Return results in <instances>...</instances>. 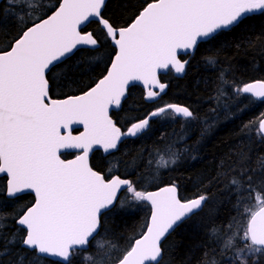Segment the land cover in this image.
I'll list each match as a JSON object with an SVG mask.
<instances>
[{"label": "snow or ice", "instance_id": "6c2138e0", "mask_svg": "<svg viewBox=\"0 0 264 264\" xmlns=\"http://www.w3.org/2000/svg\"><path fill=\"white\" fill-rule=\"evenodd\" d=\"M109 3L0 0V29L9 22L17 29L0 48V264H176L179 246L172 237L209 206L208 193L184 199L174 181L155 191L142 186L179 163L198 115L177 104L124 123L120 113L140 85L145 99L156 102L169 86L162 73L185 74L187 57L202 45L240 30L256 14L264 16V0H145L122 27L106 15ZM93 25L96 31H89ZM256 40H264V33ZM256 40L249 38L248 46ZM109 48L105 61L102 50ZM80 52L97 66L107 63L105 74L79 95L53 98V81L76 83L83 70L74 59ZM205 63L218 74L217 107L226 97L241 112L244 101L264 102V79L238 82L239 70L219 67L215 55ZM157 121L179 123L181 131L133 162L136 171L147 169L140 185L90 164L94 149L105 159L115 157L122 145L149 138ZM204 123L206 131L211 125ZM250 124L264 145V118L244 127ZM73 125L82 126L78 135ZM217 180L233 215L222 226L210 223L209 243L200 246L205 251L196 264H264V153L253 160L242 152L227 170L222 161ZM25 194L33 201L17 209ZM138 207L148 212L143 230L122 246L107 219ZM181 264H192L190 252Z\"/></svg>", "mask_w": 264, "mask_h": 264}, {"label": "trees", "instance_id": "16d2710c", "mask_svg": "<svg viewBox=\"0 0 264 264\" xmlns=\"http://www.w3.org/2000/svg\"><path fill=\"white\" fill-rule=\"evenodd\" d=\"M144 3L145 0H110L106 15L122 27ZM88 30L96 31V26L93 25ZM16 33L17 29L11 22L0 29V48L7 47L10 42L5 39L6 36L14 37ZM261 33H264V16L256 14V17L240 30L223 36L212 45H202L193 57L188 58L190 63L181 77H175L172 72L161 74V81L169 86L156 102L144 101L139 87L131 89L124 103V111L120 113L121 122L124 123L131 117H143L154 107L177 104L188 106L199 117L194 126L187 130L188 140L185 147L189 150L183 152L179 163L174 168L162 172L155 181L142 185L149 190L174 181L184 199H191L202 192L211 197L209 206L201 216L194 218L172 237L179 246L176 264H181L185 253L189 252L192 264H196L201 253L205 251L200 246L209 243L207 236L210 223L215 221L216 226H222L233 215L232 205L223 202L225 198L218 190L217 175L221 162L223 161L224 170H227L242 152L249 153L253 160L257 153H264V145L257 141L256 125L244 127L249 122H258L262 118L264 102L249 104L244 101V111L241 112L237 110L235 102L226 97L217 107L213 97L218 74L215 69L206 65L205 57L215 55L219 67L231 64L238 69V82L264 79V51L261 50L264 49V40H256ZM249 38L256 40L253 47L247 44ZM110 52V48L102 50L103 60L110 59ZM74 59L83 64V70L75 74V84L63 85L60 81H53V98L76 95L87 90L105 73L108 66L107 63L101 62L97 66V61H88L85 52L78 53ZM213 108L216 109L215 112L211 111ZM205 121L211 125L206 131ZM180 131L179 123L157 121L153 124V132L149 138L122 145L115 157L109 156L107 159L99 151H95L90 157V164L106 176L117 174L140 185L147 169L136 171L133 162L139 163L142 153H154L157 147L162 148L164 143L174 139V132L178 134ZM161 133H164L163 141L160 139ZM193 156L195 159H192ZM113 162L118 163L109 173L108 166ZM29 201L24 195L16 205L17 209L24 207ZM147 215V210L141 207L131 212L118 211L110 214L107 226L123 246L130 237L142 232ZM5 264H8V261H5Z\"/></svg>", "mask_w": 264, "mask_h": 264}, {"label": "water", "instance_id": "95a60500", "mask_svg": "<svg viewBox=\"0 0 264 264\" xmlns=\"http://www.w3.org/2000/svg\"><path fill=\"white\" fill-rule=\"evenodd\" d=\"M187 58H189V57H187ZM108 67V66H107ZM106 72V71H105ZM105 74V73H104ZM103 74V75H104ZM162 74H164V73H162ZM172 74L175 76V77H181L182 75H178V74H176L175 72H174V70L172 71ZM102 77V76H101ZM100 77V78H101ZM99 78V79H100ZM98 79V80H99ZM139 88H141L142 89V91H143V99H144V101H146V102H150V101H147L146 99H145V95H146V92H145V90L143 89V86L142 85H140V86H138ZM80 94V93H79ZM79 94H76V95H79ZM67 97V96H66ZM63 98H65V97H63ZM63 98H59V99H63ZM262 118H264V117H262ZM73 127L74 128H76V129H74V131H77V132H73V135H78L79 134V130L81 129L82 130V126H77V125H73ZM80 128V129H79ZM66 152H68V153H75L76 151H78V150H75V149H68V150H65ZM93 151H97V150H93ZM100 152H101V154L103 155V156H105L106 154H104L103 153V151L102 150H99ZM92 153H90V155H91ZM90 158V157H89ZM67 159H74V155L72 156V157H70V158H67ZM166 185H168V184H165V185H161V186H158V187H162V186H166ZM158 187H156V188H154V189H150V190H148V191H155V190H157V188Z\"/></svg>", "mask_w": 264, "mask_h": 264}, {"label": "flooded vegetation", "instance_id": "af4514ba", "mask_svg": "<svg viewBox=\"0 0 264 264\" xmlns=\"http://www.w3.org/2000/svg\"><path fill=\"white\" fill-rule=\"evenodd\" d=\"M138 87V86H137ZM141 89V88H140ZM141 91H142V89H141ZM142 93H143V91H142ZM93 152H95V151H93ZM92 152V153H93ZM100 152V151H99ZM101 153V152H100ZM92 155V154H91ZM91 155H90V157H91ZM102 155V154H101ZM73 155H69V156H65L64 158H70V157H72ZM89 160H90V158H89ZM112 175H117V174H112ZM170 184V183H169ZM26 195V198L27 199H30V201H29V203H26L24 206H26V205H29V204H31V202L33 201V196L31 195V194H25Z\"/></svg>", "mask_w": 264, "mask_h": 264}]
</instances>
